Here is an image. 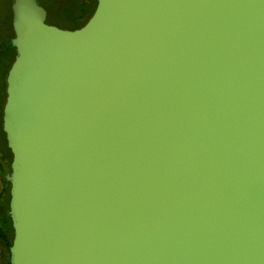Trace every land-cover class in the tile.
I'll use <instances>...</instances> for the list:
<instances>
[{"label":"water","instance_id":"water-1","mask_svg":"<svg viewBox=\"0 0 264 264\" xmlns=\"http://www.w3.org/2000/svg\"><path fill=\"white\" fill-rule=\"evenodd\" d=\"M10 8V264H264V0Z\"/></svg>","mask_w":264,"mask_h":264},{"label":"trees","instance_id":"trees-1","mask_svg":"<svg viewBox=\"0 0 264 264\" xmlns=\"http://www.w3.org/2000/svg\"><path fill=\"white\" fill-rule=\"evenodd\" d=\"M41 1V2H40ZM11 4L8 1L6 11L0 20V171L2 174L3 189L0 194V264H9L10 252L14 237L11 216L9 213L10 182L6 175L11 170L12 153L7 146L5 133L2 130V114L5 98L2 99V87L5 92V76L16 55L12 44L14 32L11 24ZM68 6L59 12L48 0H39V9L44 13V18L52 24L63 28L76 29L83 26L92 16L97 0H67ZM52 15L55 18H53ZM5 46L2 47V44ZM8 65V66H7ZM3 82V84L1 83ZM6 260L7 262H5Z\"/></svg>","mask_w":264,"mask_h":264},{"label":"rangeland","instance_id":"rangeland-1","mask_svg":"<svg viewBox=\"0 0 264 264\" xmlns=\"http://www.w3.org/2000/svg\"><path fill=\"white\" fill-rule=\"evenodd\" d=\"M8 1L9 0H0V20H2L3 18V14L4 12L6 11V8H7V4H8ZM43 1V0H42ZM49 2H51V4L57 9L59 10V12H63V10H65V8L68 6L67 3V0H48ZM38 4H39V0H37ZM41 2V1H40ZM53 18H55L54 16L56 15H52ZM44 22L46 23H49V24H52L50 23L49 21H46L44 19ZM53 25H56V24H53ZM4 25L1 24L0 27L2 28ZM58 26V25H57ZM5 46V43L2 44V47ZM8 66V65H7ZM1 83L3 84V82L1 81ZM2 99L5 98V92H4V86L2 87ZM5 262H7L6 260H4ZM9 264H10V258H9Z\"/></svg>","mask_w":264,"mask_h":264},{"label":"crops","instance_id":"crops-1","mask_svg":"<svg viewBox=\"0 0 264 264\" xmlns=\"http://www.w3.org/2000/svg\"><path fill=\"white\" fill-rule=\"evenodd\" d=\"M2 189H3V181H2V174H1V171H0V194L2 192Z\"/></svg>","mask_w":264,"mask_h":264}]
</instances>
